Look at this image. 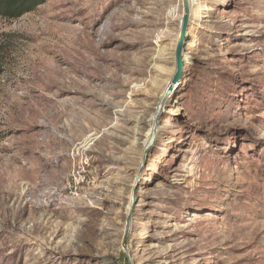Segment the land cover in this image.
<instances>
[{
  "label": "rangeland",
  "instance_id": "obj_1",
  "mask_svg": "<svg viewBox=\"0 0 264 264\" xmlns=\"http://www.w3.org/2000/svg\"><path fill=\"white\" fill-rule=\"evenodd\" d=\"M193 1L179 85L183 0L0 18V264H264V0Z\"/></svg>",
  "mask_w": 264,
  "mask_h": 264
},
{
  "label": "trees",
  "instance_id": "obj_2",
  "mask_svg": "<svg viewBox=\"0 0 264 264\" xmlns=\"http://www.w3.org/2000/svg\"><path fill=\"white\" fill-rule=\"evenodd\" d=\"M47 0H0V18L17 19L35 10Z\"/></svg>",
  "mask_w": 264,
  "mask_h": 264
},
{
  "label": "water",
  "instance_id": "obj_3",
  "mask_svg": "<svg viewBox=\"0 0 264 264\" xmlns=\"http://www.w3.org/2000/svg\"><path fill=\"white\" fill-rule=\"evenodd\" d=\"M184 4V17L182 20L181 34L179 37V41L176 49V74L174 77V85H179L182 80L183 70H184V61H183V48L185 46V42L188 38V30H189V22L191 16V6L190 0H183Z\"/></svg>",
  "mask_w": 264,
  "mask_h": 264
},
{
  "label": "bare ground",
  "instance_id": "obj_4",
  "mask_svg": "<svg viewBox=\"0 0 264 264\" xmlns=\"http://www.w3.org/2000/svg\"><path fill=\"white\" fill-rule=\"evenodd\" d=\"M195 2L193 0H190V6L192 5L193 8L195 7L194 4ZM195 12V11H194ZM197 12V11H196ZM193 46H195L194 43H192ZM170 83H168V86H169ZM167 86V88H168ZM167 99H168V93H167V89L162 93V95L159 97L156 105H155V112L152 114L151 118L149 119V123L152 125V129H153V132L151 131L150 135L148 136L146 142L148 143V145L152 142V140L155 138V129H154V126L156 124V115L158 114V112L163 109L165 103H167ZM178 110L179 109H175L174 110V114L178 113ZM87 143V142H86ZM87 146V144H86ZM50 196V194H49ZM52 197V196H51ZM130 206V205H129ZM128 206V207H129ZM130 208H128V211H127V214H126V223L124 226H129L130 225V222L127 220H129L130 218V211H129Z\"/></svg>",
  "mask_w": 264,
  "mask_h": 264
}]
</instances>
